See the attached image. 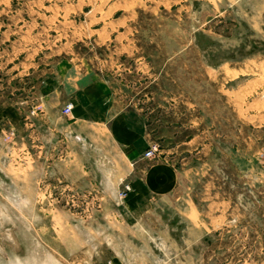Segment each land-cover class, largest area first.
<instances>
[{"label":"rangeland","instance_id":"374dc122","mask_svg":"<svg viewBox=\"0 0 264 264\" xmlns=\"http://www.w3.org/2000/svg\"><path fill=\"white\" fill-rule=\"evenodd\" d=\"M92 78L155 126L151 158L192 168L198 214L120 220L128 183L36 188L6 131L0 264H264V0H0V104L30 114L46 82Z\"/></svg>","mask_w":264,"mask_h":264},{"label":"crops","instance_id":"0c3cea01","mask_svg":"<svg viewBox=\"0 0 264 264\" xmlns=\"http://www.w3.org/2000/svg\"><path fill=\"white\" fill-rule=\"evenodd\" d=\"M57 83L56 87L50 80L40 89L41 105L32 114L9 102L0 104V135L14 131L18 150L33 162V186H42V180L50 177L52 190L117 197L128 183L130 190L116 204L120 220H171L164 217V209L173 210L182 221L192 220L193 210L198 214L188 196L179 194L192 168L169 161L173 148L165 150L163 159L144 156L155 126L149 127L139 108L118 102L101 78ZM68 102L72 108L63 114ZM168 125L163 121L157 127ZM197 136L198 131L177 146Z\"/></svg>","mask_w":264,"mask_h":264},{"label":"built area","instance_id":"2783aa9c","mask_svg":"<svg viewBox=\"0 0 264 264\" xmlns=\"http://www.w3.org/2000/svg\"><path fill=\"white\" fill-rule=\"evenodd\" d=\"M71 108H72V104H71V102L66 103V104L62 107V113H63V114H68L69 111L71 110ZM37 109H39V108H38V107L33 108L31 113H34V111L37 110ZM158 152H159V145H158V143L152 141V142L149 144L148 148L145 150V152H144V156H145V157H150V158H151V157H155V156L158 154ZM124 187H125L126 189H129V185H128V184H126Z\"/></svg>","mask_w":264,"mask_h":264}]
</instances>
